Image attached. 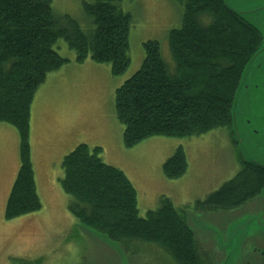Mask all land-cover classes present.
<instances>
[{"label": "trees", "instance_id": "16d2710c", "mask_svg": "<svg viewBox=\"0 0 264 264\" xmlns=\"http://www.w3.org/2000/svg\"><path fill=\"white\" fill-rule=\"evenodd\" d=\"M123 0L84 1L94 28L84 30L69 15H58L52 0H0V123L20 137L21 165L10 192L5 218L13 220L41 208L31 147V111L48 76L70 62L55 46L64 40L76 62L107 64L114 76L130 63L132 15ZM182 25L169 32L176 63L172 73L159 41L143 44L140 69L116 90L115 111L131 148L155 136L193 137L226 128L232 138V109L243 72L263 44V35L232 12L225 0H176ZM204 19L208 23L204 22ZM101 147L77 146L64 157L63 191L69 212L83 225L111 240L142 241L164 248L176 264H205L186 216L168 197L145 217L139 214L135 186L121 169L107 164ZM240 171L197 208L234 210L264 189V168L238 154ZM182 146L163 164L169 179L188 170ZM23 264V263H22ZM27 264V263H24Z\"/></svg>", "mask_w": 264, "mask_h": 264}, {"label": "rangeland", "instance_id": "374dc122", "mask_svg": "<svg viewBox=\"0 0 264 264\" xmlns=\"http://www.w3.org/2000/svg\"><path fill=\"white\" fill-rule=\"evenodd\" d=\"M84 1L90 0H52V5L56 14L69 15L84 30L91 31L94 24L84 10ZM227 1L233 4V0ZM121 7L133 18L131 63L124 74L114 76L109 65L90 58L79 64L64 40L56 44V50L70 62L48 76L35 95L31 111L32 161L42 206L13 220L5 218L9 198L5 192L11 180L12 190L20 169V137L15 127L0 123V264H176L161 246L137 240L110 242L69 212L72 198L60 184L63 160L81 144L101 147L102 159L125 172L137 190L142 217L157 209L163 197L170 198L193 229L205 264H233L232 254L239 249L244 250L240 264H246L243 257L251 258L246 253L253 242L248 247L240 246L239 238L244 233L238 226L246 216L259 212L264 204L261 195L234 210L196 206L240 171L238 154L244 159L264 161V153L252 148L241 127L248 116L253 121L259 119L264 110V90L258 94L260 102L254 108L236 101L232 130L235 139L228 129L220 128L193 137L155 136L126 147L125 127L115 111L116 90L140 69L145 58L143 44L150 40L160 42L163 58L170 71H175L169 32L182 25V9L176 0H123ZM236 7L251 18L242 11L244 8ZM259 28L264 35V27ZM60 139L63 144L55 142ZM180 146L185 150L188 170L178 179H169L163 173V164ZM250 230L255 233L254 228Z\"/></svg>", "mask_w": 264, "mask_h": 264}, {"label": "water", "instance_id": "95a60500", "mask_svg": "<svg viewBox=\"0 0 264 264\" xmlns=\"http://www.w3.org/2000/svg\"><path fill=\"white\" fill-rule=\"evenodd\" d=\"M225 3L232 12L239 15L241 18L247 21L251 26L255 27L263 35L262 30L261 28H259V26L264 27V0H246V1L233 0L232 1L234 5L244 8V10L242 11L251 17L249 19H247L244 16V13L235 9L236 6L228 3L227 0H225ZM261 90H264V41L260 49L255 53V55L252 57V59L246 66L243 72V75L241 77V81L239 83L238 89L235 94V99H234V104H233V109H232V119H233L232 130L235 125L234 109L237 104L236 101H239V104H240V100H242V102H244V105L248 106L249 109L254 108L260 102V99H258V94L260 93ZM237 114L238 113L236 111V118H237ZM247 115H248V110H247ZM250 115H251V112H250ZM246 119L247 120L241 123L242 133L246 136L247 140H251L252 148L255 151L259 152L260 154L264 153V110L260 114L259 119L257 121L256 120L253 121L252 119L249 118V116L246 117ZM238 131L240 132V128H238ZM234 132L235 130L233 131V133ZM245 160L264 168V161L262 160H260L262 161L260 163L257 162L256 160H248V159H245ZM263 160H264V157H263ZM260 195L261 197L264 196V189L262 190ZM239 220H237L234 224L238 223ZM241 222L243 224L239 225L238 228H240L241 229L240 232H243L244 234L241 238H239L240 246L245 245L246 241L249 238L253 237L255 234L257 233L264 234L263 213L259 212L256 214H250L249 216H246L245 219H243ZM250 228H254L253 231H255V233L251 234L252 230H250ZM94 231L98 232L96 230ZM238 232L239 231L236 230L235 228L234 235H237ZM98 233L100 234V232ZM105 237L107 240L110 241V238L107 235H105ZM229 247H231L230 244H229ZM242 252H243V249L242 250L239 249L238 251L233 252L232 256L233 255L235 256V262L233 264H240Z\"/></svg>", "mask_w": 264, "mask_h": 264}, {"label": "flooded vegetation", "instance_id": "af4514ba", "mask_svg": "<svg viewBox=\"0 0 264 264\" xmlns=\"http://www.w3.org/2000/svg\"><path fill=\"white\" fill-rule=\"evenodd\" d=\"M264 202V196L261 197V202ZM260 213H263V219H264V204L261 206V209L259 210ZM257 212V213H259ZM250 251L248 253L251 256L249 258L248 256L244 255L243 259L246 262V264H252V262H258L260 264H264V234L257 233L253 238H249L245 246H250L249 243H251ZM255 243V244H254ZM244 251V250H243Z\"/></svg>", "mask_w": 264, "mask_h": 264}, {"label": "crops", "instance_id": "0c3cea01", "mask_svg": "<svg viewBox=\"0 0 264 264\" xmlns=\"http://www.w3.org/2000/svg\"><path fill=\"white\" fill-rule=\"evenodd\" d=\"M64 139V138H63ZM55 142H60L61 144H63V142L64 141H62V139H60V140H56ZM65 145V144H64ZM59 146H61V145H59ZM58 146V147H59ZM14 179V178H13ZM0 181H2V179H0ZM12 181V180H11ZM11 181H9V185H8V189H7V191L5 192V196H6V198L9 196V194H10V191H11Z\"/></svg>", "mask_w": 264, "mask_h": 264}]
</instances>
